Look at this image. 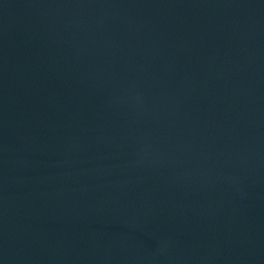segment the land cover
<instances>
[{"label": "water", "instance_id": "obj_1", "mask_svg": "<svg viewBox=\"0 0 264 264\" xmlns=\"http://www.w3.org/2000/svg\"><path fill=\"white\" fill-rule=\"evenodd\" d=\"M0 264H264V0H0Z\"/></svg>", "mask_w": 264, "mask_h": 264}]
</instances>
